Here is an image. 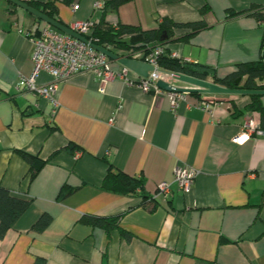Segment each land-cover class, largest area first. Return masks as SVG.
<instances>
[{
    "label": "crops",
    "instance_id": "1",
    "mask_svg": "<svg viewBox=\"0 0 264 264\" xmlns=\"http://www.w3.org/2000/svg\"><path fill=\"white\" fill-rule=\"evenodd\" d=\"M108 1L55 0L57 16L67 25L99 21ZM256 9L264 11V0H129L108 9L106 21L143 29L164 18L204 21L206 27L191 35L184 27L172 29L167 44L185 60L225 76L238 63L262 58L264 29L251 14ZM43 24L0 0V185L31 201L0 241V264H264V135L233 141L256 117L233 113L250 96L212 95L217 102L206 111L198 107L202 94L187 93L174 111L165 93L83 71L60 84L54 107L16 89L19 76L33 67V43L25 32ZM50 81L45 72L38 77L40 84ZM19 151L45 161L33 178ZM179 165L197 171L186 193L174 180ZM110 166L140 178L143 189H104ZM164 180L171 182L169 194L158 193ZM64 187L74 190L65 194ZM43 214L51 215L50 224L34 230ZM88 215L119 216L131 238L119 228L108 232L86 223Z\"/></svg>",
    "mask_w": 264,
    "mask_h": 264
},
{
    "label": "trees",
    "instance_id": "2",
    "mask_svg": "<svg viewBox=\"0 0 264 264\" xmlns=\"http://www.w3.org/2000/svg\"><path fill=\"white\" fill-rule=\"evenodd\" d=\"M70 4L74 0H63ZM129 0H110L104 5V13L99 21H94L93 28L85 36L92 41H95L101 46L110 44L111 51L115 53L125 54V51L130 49H139L143 51L151 50L157 44H167L172 35V29L176 27H184L188 29V35H191L198 30L206 27L204 21H194L189 23H177L170 18H164L157 27L152 29H143L135 25L120 24L119 26L109 24L106 21V11L108 9H116L121 4ZM32 7L42 11L46 15L60 22L64 23L57 16L58 9L55 0H48L47 2H38L35 0L25 1ZM204 10H202L203 12ZM251 11L231 12V15H239L242 13H250ZM254 15L263 25L264 29V11L260 9L253 10ZM39 22H43L37 18ZM69 26V25H68ZM166 34L165 39L161 37ZM264 46V34H263ZM264 48V47H263ZM171 49L168 47L166 51L159 57V65L171 72H181L199 79L210 80L222 86L229 88H245V89H264V60L263 56L259 60L247 61L238 63L235 69L225 76H218L215 69L209 65L193 63L183 60V58L172 57L170 55ZM241 78V82L237 85L236 80ZM201 94V93H193ZM251 100L244 109H238L233 106L234 114H243L251 112L258 121L259 126L264 130V103L261 95H249ZM71 146L70 149H74ZM21 156L30 165V176L33 178L38 170L45 163L44 160L37 156L29 154L24 151H19ZM102 187L107 190L115 191L123 194H135L138 190L143 189V182L138 177L130 176L122 171L112 169L110 166ZM73 188H63L65 194L73 191ZM31 201L27 198L13 194L9 189L0 185V241L3 239L9 229H11L23 213L30 206ZM119 216H97L88 215L83 218V221L92 225L103 227L106 231L114 228H119L121 233L127 238H131V234L119 226ZM50 214H43L33 225V229L41 231L45 229L51 222ZM37 259L34 264H41Z\"/></svg>",
    "mask_w": 264,
    "mask_h": 264
},
{
    "label": "built area",
    "instance_id": "3",
    "mask_svg": "<svg viewBox=\"0 0 264 264\" xmlns=\"http://www.w3.org/2000/svg\"><path fill=\"white\" fill-rule=\"evenodd\" d=\"M96 7H103V3L97 1ZM78 8L79 5L75 4L74 9ZM93 25L94 21L88 19L75 21L69 26L74 31L85 36V34H88L93 28ZM25 33L30 36L33 43V67L30 74H21L19 76L16 83V89L21 92L38 94L51 101L54 107L58 106L55 95L60 84L75 74L83 71H90L97 76H100L104 82L119 76L125 78L128 83L137 82L144 91L165 93L169 98L171 108L174 111H176L180 104L185 100L187 93L164 91L157 86V80L164 79L167 82H170L167 77H172L171 71L165 70L159 65V57L166 51V48L169 47L168 44H157L151 50L147 51L130 49L125 51V54H121V56L142 60L155 67V70L151 71L147 78L138 76V78L134 80L129 76L131 70L124 65L117 62L120 67L118 70H114L111 67L112 62L114 61H112L106 54L46 22L41 26H33ZM90 41L96 43L95 41ZM103 47L109 51H111L112 48L110 44ZM170 55L172 57L182 58L178 51L171 50ZM183 60L185 59L183 58ZM43 72L51 76V81L40 84L38 83V77ZM154 73H159L162 77L154 79L152 77ZM212 95L217 96L218 94H202V98L198 102V107L206 111H212V108L217 102L215 97H211ZM261 134L264 135V130L260 128L258 121L252 117L246 120L241 128V132L233 137V141L241 143L246 139ZM196 175L197 171L187 165L176 166L173 172L174 180L177 182L178 188L185 193L193 188ZM170 192V181L164 180L158 185V193L169 194Z\"/></svg>",
    "mask_w": 264,
    "mask_h": 264
},
{
    "label": "water",
    "instance_id": "4",
    "mask_svg": "<svg viewBox=\"0 0 264 264\" xmlns=\"http://www.w3.org/2000/svg\"><path fill=\"white\" fill-rule=\"evenodd\" d=\"M9 2L25 9L26 11L30 12L31 14L35 15L37 18L46 22L53 27L68 33L69 35L83 41L84 43L90 45L94 49L106 54L112 61L118 62L129 70L137 73L139 76L147 78L150 75L151 71L155 70V67L149 63H146L142 60L129 58L126 56H121L116 54L112 51L107 50L103 46L91 42L86 36L79 34L78 32L74 31L70 26L65 23L60 22L54 18L49 17L42 11L32 7L24 0H8ZM167 37L164 34L161 39H165ZM263 60H264V48H263ZM172 77L180 80L190 86H177L170 82H167L164 79L157 80V86L164 91H172V92H184V93H201V94H218V95H230V94H243V95H264V89H245V88H229L222 86L218 83H215L210 80L199 79L181 72H172ZM241 82V78L236 80V84L238 85Z\"/></svg>",
    "mask_w": 264,
    "mask_h": 264
},
{
    "label": "rangeland",
    "instance_id": "5",
    "mask_svg": "<svg viewBox=\"0 0 264 264\" xmlns=\"http://www.w3.org/2000/svg\"><path fill=\"white\" fill-rule=\"evenodd\" d=\"M152 77L154 78V79H159L160 77H162L161 76V74H159V73H154L153 75H152ZM167 77V76H166ZM167 79L169 80V81H171V82H175V83H183L182 81H180V80H177V79H175V78H173V77H167ZM224 95V94H223ZM261 98H264V95H261Z\"/></svg>",
    "mask_w": 264,
    "mask_h": 264
}]
</instances>
